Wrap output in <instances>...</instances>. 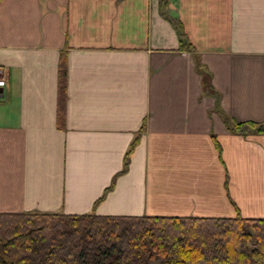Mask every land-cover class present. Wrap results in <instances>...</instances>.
Here are the masks:
<instances>
[{
	"label": "crops",
	"instance_id": "1",
	"mask_svg": "<svg viewBox=\"0 0 264 264\" xmlns=\"http://www.w3.org/2000/svg\"><path fill=\"white\" fill-rule=\"evenodd\" d=\"M0 67V212L264 217V0H0Z\"/></svg>",
	"mask_w": 264,
	"mask_h": 264
},
{
	"label": "trees",
	"instance_id": "2",
	"mask_svg": "<svg viewBox=\"0 0 264 264\" xmlns=\"http://www.w3.org/2000/svg\"><path fill=\"white\" fill-rule=\"evenodd\" d=\"M0 264H264V217L0 212Z\"/></svg>",
	"mask_w": 264,
	"mask_h": 264
},
{
	"label": "built area",
	"instance_id": "3",
	"mask_svg": "<svg viewBox=\"0 0 264 264\" xmlns=\"http://www.w3.org/2000/svg\"><path fill=\"white\" fill-rule=\"evenodd\" d=\"M8 85V76L5 69L0 68V87H5Z\"/></svg>",
	"mask_w": 264,
	"mask_h": 264
}]
</instances>
